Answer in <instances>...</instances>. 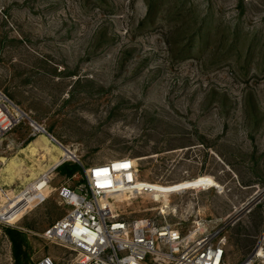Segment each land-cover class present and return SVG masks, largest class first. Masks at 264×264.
I'll return each instance as SVG.
<instances>
[{"label": "rangeland", "instance_id": "obj_1", "mask_svg": "<svg viewBox=\"0 0 264 264\" xmlns=\"http://www.w3.org/2000/svg\"><path fill=\"white\" fill-rule=\"evenodd\" d=\"M0 91L68 162L136 160L155 190L117 197L121 219L164 211L184 234L202 220L224 238L264 218V0H0ZM34 130L25 118L0 144V264H15L4 226L27 233L30 264L71 257L43 233L82 169L15 203L53 163L42 137L61 147Z\"/></svg>", "mask_w": 264, "mask_h": 264}, {"label": "built area", "instance_id": "obj_2", "mask_svg": "<svg viewBox=\"0 0 264 264\" xmlns=\"http://www.w3.org/2000/svg\"><path fill=\"white\" fill-rule=\"evenodd\" d=\"M25 118L35 129L32 136L42 132L60 144L0 91V144ZM73 158L79 161L76 155ZM66 161L68 158L62 157L52 171ZM82 170L85 185L79 191L64 184L59 188L60 196L71 206L70 211L43 233L44 239L71 252L68 264H225L222 228L208 231L206 223L200 220L184 234L167 220L164 211L155 217L119 218L114 203L117 197L131 198L152 191L140 181L135 159L116 158L82 166ZM52 171L42 172L29 185L31 190L43 197L49 195ZM29 186L24 193L30 191ZM258 260L264 262L261 243L241 264H257ZM37 264L56 262L45 257Z\"/></svg>", "mask_w": 264, "mask_h": 264}, {"label": "crops", "instance_id": "obj_3", "mask_svg": "<svg viewBox=\"0 0 264 264\" xmlns=\"http://www.w3.org/2000/svg\"><path fill=\"white\" fill-rule=\"evenodd\" d=\"M250 213H252V211ZM205 223L208 227V231L219 229L215 228V226H212L213 222H210L211 224H209V222L205 221ZM223 226L225 225L223 224ZM236 227V224L233 226H229L228 230H226L224 234L226 242L224 246L225 264H241L260 244L257 240H259V238L264 233V218L263 216L260 217L254 229L248 232L246 231V229L238 231L236 230ZM262 245L264 246V243ZM257 264H264V262L258 260Z\"/></svg>", "mask_w": 264, "mask_h": 264}, {"label": "trees", "instance_id": "obj_4", "mask_svg": "<svg viewBox=\"0 0 264 264\" xmlns=\"http://www.w3.org/2000/svg\"><path fill=\"white\" fill-rule=\"evenodd\" d=\"M57 169L68 173L69 177H71L81 171L82 168L77 163L67 161ZM4 232L11 242L15 264H30V244L27 233L23 229L14 226H4Z\"/></svg>", "mask_w": 264, "mask_h": 264}, {"label": "bare ground", "instance_id": "obj_5", "mask_svg": "<svg viewBox=\"0 0 264 264\" xmlns=\"http://www.w3.org/2000/svg\"><path fill=\"white\" fill-rule=\"evenodd\" d=\"M36 128L37 129H41V126L35 124ZM42 142H43V148L42 150L45 151V154H49L53 160V163L50 164L46 169V171H52V169L54 168V166L56 165L57 162H59V155H63L64 158H72L74 157V153L73 152H70L69 150H67L66 148H63L62 146L59 147L57 145H50V140L48 138H46L45 136L42 137ZM39 150V147L36 146V144L32 143L28 146V149L27 151H30L31 154H36V152H38ZM14 163L17 162V159H13ZM204 181L207 183V186H210L209 183L213 182L211 179L207 178V179H204ZM202 182V181H201ZM145 184H147L148 186L151 187V190H155V186L154 185H151L147 182H144ZM187 183V182H186ZM30 188V191L28 193H22L21 195H18L17 196V199L15 200V203L16 201L19 199L20 201L24 202V203H29L34 197L37 196V194H39L38 192H34L31 190V186H29ZM2 214H4V212L2 211L1 212Z\"/></svg>", "mask_w": 264, "mask_h": 264}]
</instances>
